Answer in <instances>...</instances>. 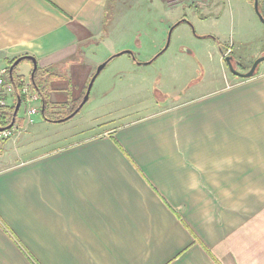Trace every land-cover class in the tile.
Segmentation results:
<instances>
[{
    "label": "crops",
    "instance_id": "1",
    "mask_svg": "<svg viewBox=\"0 0 264 264\" xmlns=\"http://www.w3.org/2000/svg\"><path fill=\"white\" fill-rule=\"evenodd\" d=\"M145 1L147 11L153 9L152 0H0V73L11 84L10 65L31 56L49 108L61 103L58 91L80 95L106 61L96 56L99 51L132 49L100 45ZM220 1L222 13L230 14V35L237 36L243 23L231 6L243 3ZM151 12L165 21L164 32L177 19V25L188 22L175 13ZM133 32L138 36L135 26ZM164 43L154 41L153 47L160 51ZM32 70L26 59L13 69L23 86L28 83V98L23 95L11 137L0 141V264H264L260 63L248 79L223 75L204 92L94 128L86 137L62 136L42 150L23 131L51 120L40 113ZM35 95L36 105L30 102ZM14 96L6 106L16 102ZM29 107L37 109L32 123Z\"/></svg>",
    "mask_w": 264,
    "mask_h": 264
},
{
    "label": "rangeland",
    "instance_id": "2",
    "mask_svg": "<svg viewBox=\"0 0 264 264\" xmlns=\"http://www.w3.org/2000/svg\"><path fill=\"white\" fill-rule=\"evenodd\" d=\"M239 1L243 4L237 6L233 2L231 9L237 18L241 17L243 25L241 32L233 37L232 33L230 35V14L227 11L222 13L223 2L220 0H198L203 4H211L210 10H207L205 5L198 10L185 2L178 8L168 9L163 0H152L153 9L150 7L147 11V1L142 2L139 9L131 10L136 14L135 16L129 13L130 16L127 15L120 21L109 43L100 45L101 49L109 50L110 47L122 46V43L129 44L132 51L129 49L123 51L133 52L134 61H130L127 54L109 61L110 63H107L96 77L87 102L72 118L64 120L69 115V108L63 105L58 107V110L50 112L52 120L29 126L28 131L23 130L26 136L31 134L32 139L29 140V144H33L36 150H42L48 142L62 136L64 138L69 135V139L73 137L71 134L79 135V138L86 137L92 134L90 132L94 128L118 124L152 108L188 98L197 91L204 92L203 90L222 82L223 75L233 77L226 64L224 62L220 64L217 57L218 49L224 50L229 44L232 45V56L239 61L238 72L246 73L252 63L264 53V24L259 22L254 14L253 0ZM152 10L157 11L159 17L175 13L177 17L181 16V19H186L188 22L176 26L177 21L180 20L177 19L174 25L164 32L165 21L156 20ZM259 11L264 17V0H259ZM236 17L232 20L233 23ZM248 17L252 20L250 21ZM114 25L116 23H113ZM134 26L138 29V36L133 32ZM120 31L126 33L123 39L122 35H119ZM169 32L170 38L167 44ZM204 36L207 37L203 38ZM197 37H201L202 40H198ZM161 39H164L165 45L160 51H156L153 42ZM163 49L166 50L161 53ZM107 54L104 55L99 51L96 56H106L105 60H107L116 53ZM150 60L155 61L146 64ZM138 64L141 66H137ZM260 66L264 67V61ZM95 71L96 69L93 74ZM85 92L82 91L80 95L82 93L84 95ZM71 93L72 91H58V95L63 96L59 102L73 103L80 96L76 95L77 93L70 96ZM25 98H28V94ZM30 102L36 105L39 99ZM20 114L21 112L17 120ZM20 146L22 150L25 144Z\"/></svg>",
    "mask_w": 264,
    "mask_h": 264
},
{
    "label": "water",
    "instance_id": "3",
    "mask_svg": "<svg viewBox=\"0 0 264 264\" xmlns=\"http://www.w3.org/2000/svg\"><path fill=\"white\" fill-rule=\"evenodd\" d=\"M253 7H254V11H255V14L257 15L259 21L264 24V17L261 15L260 11H259V0H253ZM178 24V23H177ZM176 24V25H177ZM172 30V29H171ZM170 30V32H171ZM170 32L168 34V41H167V44L169 43V38H170ZM167 47V46H166ZM120 54H130L131 55V52L129 51H122L120 53H117L113 56H111L109 59H107L106 61H104L103 63L99 64L96 68V71L95 73L93 74V76L91 77L88 85H87V89H86V92L84 94V97L82 99V101L80 102V104L78 105V107L71 113L69 114L67 117L64 118V120H67V119H70L72 118L80 109L81 107L87 102L88 100V96H89V93H90V90L92 88V85L96 79V77L99 75V73L105 68L107 62L120 55ZM30 60L33 64V70H32V73L30 75V81H31V84L32 86L34 87V89L36 90V92L38 93V95L41 97V100H42V107L40 109V113L42 115V117H44L46 120H49L48 118L45 117L44 115V111H45V106H46V100L43 96V94L41 93L37 83L35 82V72H36V69H37V64H36V61L33 57L31 56H22V57H19L17 58L9 67V70H8V77H9V80H10V83L12 84L13 88H14V93H15V98H16V102H15V106H14V110H13V113H12V118H11V121L10 123L6 126V127H1L0 128V132H2L3 130H8V129H11L14 127V124H15V119H16V115L18 113V110L20 108V105H21V96H20V92L19 90L17 89L16 85H15V82H14V79H13V69L16 65L19 64V62H21L22 60ZM232 58L231 57H226L224 58V62L228 64V67L229 69H232L231 67V60ZM262 61H264V54L262 56H260L259 58H257L251 68L249 69V71H247L246 73H238V72H233V74H235L236 76H239L241 78H244V79H248L250 77H252L255 73V70L257 68V66L259 65V63H261Z\"/></svg>",
    "mask_w": 264,
    "mask_h": 264
},
{
    "label": "built area",
    "instance_id": "4",
    "mask_svg": "<svg viewBox=\"0 0 264 264\" xmlns=\"http://www.w3.org/2000/svg\"><path fill=\"white\" fill-rule=\"evenodd\" d=\"M165 6L168 9H175L180 7L186 0H163ZM232 52V45L229 44L226 47V50L224 52V56L230 55ZM27 87V88H26ZM28 84H25L22 88L21 95H27L28 94ZM14 95V88L11 84L5 83L4 80V74L3 72L0 73V107H4L7 105L8 99L11 98ZM38 98L37 96L32 97V101H36ZM37 113V109L35 108H29L27 110V117H28V122L32 123L33 122V116ZM14 128V127H13ZM8 130H3L0 132V140L8 139L12 135V129Z\"/></svg>",
    "mask_w": 264,
    "mask_h": 264
},
{
    "label": "trees",
    "instance_id": "5",
    "mask_svg": "<svg viewBox=\"0 0 264 264\" xmlns=\"http://www.w3.org/2000/svg\"><path fill=\"white\" fill-rule=\"evenodd\" d=\"M36 75H37V72H36L35 76ZM5 77H7V76L5 75ZM47 78L48 77H45L46 81H47ZM13 79H14V82H15V85H16L17 89L20 92L21 101H22L23 96L21 95V91H22V87H23V84H24L23 79L20 76L19 77L16 76L15 73H13ZM4 80H6V79L4 78ZM7 82H8V80H7ZM7 82L5 81V83H7ZM86 88L87 87H85V91H86ZM40 91L42 92L43 96L46 97V94H47L48 91H44L42 88H40ZM83 93L73 103H70V102L55 103L52 106H50L51 108H49L48 104H47L46 107H45V114H44L45 117L49 118V120L50 119L52 120L53 118L51 117L50 112H52V110H58V107H60V106L62 107L63 105H67L68 106L69 114H71L78 107L80 102L82 101L83 96H84ZM14 105H15V99L13 100V103L10 106L0 107V128L1 127H6L10 123L11 118H12V113H13V110H14ZM16 120H17V117H16Z\"/></svg>",
    "mask_w": 264,
    "mask_h": 264
},
{
    "label": "flooded vegetation",
    "instance_id": "6",
    "mask_svg": "<svg viewBox=\"0 0 264 264\" xmlns=\"http://www.w3.org/2000/svg\"><path fill=\"white\" fill-rule=\"evenodd\" d=\"M227 47V46H226ZM226 47H225V49L224 50H222V59H224V58H226V57H230V55H228V56H224L223 54H224V52H225V50H226ZM230 64H231V67H232V69H229V67H228V64L227 63H225L226 64V67H227V69L230 71V73L232 74V75H235V74H233V72L235 71V72H238V66H239V62L238 61H234L233 59H231L230 60ZM233 71V72H232ZM239 73V72H238ZM236 76V75H235Z\"/></svg>",
    "mask_w": 264,
    "mask_h": 264
}]
</instances>
